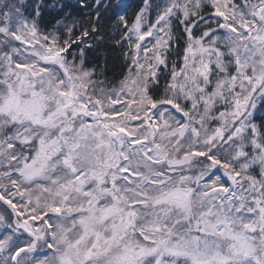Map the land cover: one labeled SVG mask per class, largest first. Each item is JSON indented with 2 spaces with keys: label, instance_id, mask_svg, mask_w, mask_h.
<instances>
[{
  "label": "snow or ice",
  "instance_id": "snow-or-ice-1",
  "mask_svg": "<svg viewBox=\"0 0 264 264\" xmlns=\"http://www.w3.org/2000/svg\"><path fill=\"white\" fill-rule=\"evenodd\" d=\"M0 264H264V0H0Z\"/></svg>",
  "mask_w": 264,
  "mask_h": 264
}]
</instances>
